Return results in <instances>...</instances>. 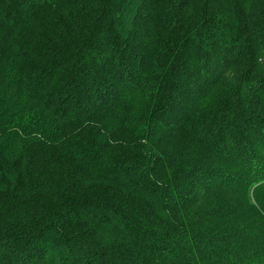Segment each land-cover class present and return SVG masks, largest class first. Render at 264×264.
<instances>
[{"label":"trees","instance_id":"1","mask_svg":"<svg viewBox=\"0 0 264 264\" xmlns=\"http://www.w3.org/2000/svg\"><path fill=\"white\" fill-rule=\"evenodd\" d=\"M258 191L264 0H0V264H264Z\"/></svg>","mask_w":264,"mask_h":264},{"label":"rangeland","instance_id":"2","mask_svg":"<svg viewBox=\"0 0 264 264\" xmlns=\"http://www.w3.org/2000/svg\"><path fill=\"white\" fill-rule=\"evenodd\" d=\"M234 73L232 72L227 78H231ZM255 201L264 208V191H258L255 195ZM264 212V211H263Z\"/></svg>","mask_w":264,"mask_h":264}]
</instances>
